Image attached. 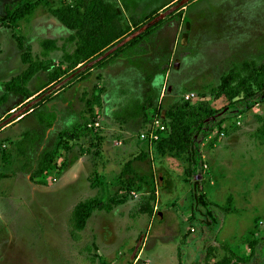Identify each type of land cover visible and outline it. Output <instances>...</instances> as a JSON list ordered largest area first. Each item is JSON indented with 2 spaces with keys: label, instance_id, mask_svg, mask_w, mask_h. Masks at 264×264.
<instances>
[{
  "label": "rangeland",
  "instance_id": "374dc122",
  "mask_svg": "<svg viewBox=\"0 0 264 264\" xmlns=\"http://www.w3.org/2000/svg\"><path fill=\"white\" fill-rule=\"evenodd\" d=\"M55 1L76 3L0 0V264H264V0H175L145 21L129 8L101 51L86 19L42 41L34 18ZM165 23L174 49H150ZM153 113L156 143L141 138ZM93 201L111 209L79 230Z\"/></svg>",
  "mask_w": 264,
  "mask_h": 264
},
{
  "label": "trees",
  "instance_id": "16d2710c",
  "mask_svg": "<svg viewBox=\"0 0 264 264\" xmlns=\"http://www.w3.org/2000/svg\"><path fill=\"white\" fill-rule=\"evenodd\" d=\"M33 10V3L24 5L22 8L18 9L12 14L11 19L18 21L25 17V15H27L30 11L33 12ZM52 15L58 18L66 27L71 30L79 31L85 24L84 19L88 20V22L90 23L96 22V28L94 29V35H92L91 40H96L99 43V51L111 46L121 37L125 36L129 30V26L124 23L123 10L116 4L111 3L107 0H76L74 6L70 4L66 5L64 8L52 11ZM54 48H56L55 42H53V49ZM152 106V100L148 101L146 104H141L140 102L134 103L125 111V115H123L124 119L132 120L135 118H140L143 116L145 109ZM155 116L158 115H155V113H153L148 122H151ZM161 119L164 120L163 117H161ZM164 131H159V135L162 136L164 134ZM153 143H156V141ZM195 192L197 195V201L199 203L203 201L204 203L203 194L201 192L199 183H197L195 187ZM80 207L76 209L77 228L79 230L84 229L88 218L95 208L100 210L111 209L110 207H107V205L99 201H93L88 207V213L86 214H84L83 212L84 205H82L81 208ZM203 264L210 263L206 261ZM218 264L242 263L240 262V260L236 262L224 260L219 262Z\"/></svg>",
  "mask_w": 264,
  "mask_h": 264
},
{
  "label": "crops",
  "instance_id": "0c3cea01",
  "mask_svg": "<svg viewBox=\"0 0 264 264\" xmlns=\"http://www.w3.org/2000/svg\"><path fill=\"white\" fill-rule=\"evenodd\" d=\"M175 0H167L165 2H159L157 5H155L154 7L152 6L153 4L148 2L147 3V7L145 9V11L142 12H136L132 9L131 6V2L129 0H114V2L118 3L119 6L124 13L127 14V10L129 8H131L129 11L135 15H137L139 17L140 20H148L149 16L153 13L155 14L157 11L158 13L163 12L166 8H168ZM56 3L54 4V9L53 10H58L61 8L62 4L61 2L55 1ZM129 6V7H128ZM128 7V8H127ZM127 9V10H126ZM39 14V13H37ZM51 16V19L49 18H45V20H43L42 22L36 20L38 19V17L34 18V27L35 30L38 32L39 37L42 38V41L45 40H52L55 41L57 46H60V43L63 41V39H66L67 37L72 36L74 33V30L69 29L68 27H66L58 18H56L54 15H52L51 13H49ZM180 27V25H179ZM153 34V35H152ZM150 39L147 41V45L149 46V48L151 49V45L154 41V39L157 41L158 45H164L165 48H171V52L174 49V44L176 39L178 38V28L174 27L173 23H165L163 25H161L154 33H152ZM171 35V37L169 36ZM150 36V35H149ZM153 37V38H152ZM143 44V43H142ZM140 46V45H139ZM135 53H137V47L133 49ZM141 53V52H140ZM128 58V57H125ZM146 58V57H145ZM145 58L141 55L140 60L144 61ZM151 57H148L147 59H150ZM124 59L120 58L118 61L117 66H119L120 64L123 65L124 64ZM127 62L130 61V59L126 60ZM137 62V61H135ZM133 67H136V65H134ZM125 67H123V69H125ZM128 68V66H127ZM138 68V67H137ZM122 69V68H121ZM103 101V100H102ZM103 107V105H102ZM5 130V129H3ZM2 130V131H3ZM0 131V132H2ZM4 226L9 227L10 223L9 222H5L3 223Z\"/></svg>",
  "mask_w": 264,
  "mask_h": 264
},
{
  "label": "built area",
  "instance_id": "2783aa9c",
  "mask_svg": "<svg viewBox=\"0 0 264 264\" xmlns=\"http://www.w3.org/2000/svg\"><path fill=\"white\" fill-rule=\"evenodd\" d=\"M67 1H71V0H67ZM194 96L195 94L193 93H187L184 95V98L186 101H188L193 99ZM164 130H165V126L163 124L161 117L155 116L150 124V128L148 132L142 133L141 138L143 140L150 141L151 143L155 142L160 138L159 131H164Z\"/></svg>",
  "mask_w": 264,
  "mask_h": 264
},
{
  "label": "water",
  "instance_id": "95a60500",
  "mask_svg": "<svg viewBox=\"0 0 264 264\" xmlns=\"http://www.w3.org/2000/svg\"><path fill=\"white\" fill-rule=\"evenodd\" d=\"M113 51H114V50H111V51L105 53V54L103 55L102 58H106V57H108V55L112 54ZM102 58H100V59H102ZM204 204H205V203H204ZM209 212H210V214L212 215V217L216 218V217L214 216L215 214H214V211H213V210H209Z\"/></svg>",
  "mask_w": 264,
  "mask_h": 264
}]
</instances>
